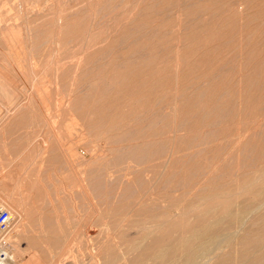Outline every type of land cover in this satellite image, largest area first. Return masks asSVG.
<instances>
[{
    "label": "rangeland",
    "instance_id": "374dc122",
    "mask_svg": "<svg viewBox=\"0 0 264 264\" xmlns=\"http://www.w3.org/2000/svg\"><path fill=\"white\" fill-rule=\"evenodd\" d=\"M5 1L0 186L24 217L22 237L6 241L11 264H132L148 231L180 239L166 225L195 219L200 198L252 200L243 182L264 169V0Z\"/></svg>",
    "mask_w": 264,
    "mask_h": 264
},
{
    "label": "bare ground",
    "instance_id": "6f19581e",
    "mask_svg": "<svg viewBox=\"0 0 264 264\" xmlns=\"http://www.w3.org/2000/svg\"><path fill=\"white\" fill-rule=\"evenodd\" d=\"M1 1V0H0ZM5 3H6V1L5 0H3ZM34 1V0H33ZM4 2H1L2 4L4 3ZM8 2V1H7ZM22 3H23V1H22ZM2 4H1V6H2ZM36 7V6H35ZM197 8V7H196ZM201 11V10H200ZM36 13V12H35ZM141 14V13H140ZM35 15V14H34ZM37 16H38V14H37ZM39 17V16H38ZM56 20H60V18H58V16L56 15ZM33 21V20H32ZM57 22V21H56ZM62 22V21H61ZM70 22V21H69ZM59 23V22H58ZM63 23H65V24H63V25H61V23H59L57 26H58V28H61V26L62 27H66V22H63ZM78 23H80L79 21H78ZM139 23V22H138ZM143 24H144V22H142ZM141 23V24H142ZM69 24V23H68ZM81 25H83V24H81ZM80 25V26H81ZM136 24H134V26H135ZM148 25V24H147ZM37 26V25H36ZM69 26H70V24H69ZM74 26V25H73ZM79 25H77V27H78ZM146 26V25H145ZM34 27H35V25H34ZM64 27V28H65ZM128 27H130L129 25L124 29V30H126ZM132 28H134L133 27V25L131 26ZM138 27H139V24H138ZM144 27V26H143ZM148 27V26H147ZM146 27V31L148 32V33H145V34H147V37L150 35L149 34V32H151L152 33V26L149 28L151 31H149L148 30V28ZM28 28V27H27ZM36 28V27H35ZM40 28V27H39ZM54 28V30H55V26L53 27ZM57 28V29H58ZM69 28V27H68ZM67 28V29H68ZM71 28V27H70ZM69 28V29H70ZM81 28V27H80ZM79 27H78V29H80ZM135 28H136V26H135ZM153 28L155 29L156 27L154 26V24H153ZM157 28H158V26H157ZM66 29V28H65ZM74 29H75V27H74ZM137 29V28H136ZM140 29L141 28H138L137 30H139L140 31ZM143 29V28H142ZM34 30V29H33ZM60 30V29H59ZM73 30V29H72ZM71 30V31H72ZM136 30V31H137ZM156 30V29H155ZM61 31H64L63 29H61ZM70 31V30H69ZM69 31H67V32H69ZM74 32H75V30H73ZM143 31H145L144 29H143ZM27 32H28V30H27ZM36 32V31H35ZM34 32V33H35ZM44 32V31H43ZM52 32V31H51ZM60 32V31H59ZM59 32H58V35H59ZM125 32V31H124ZM123 32V33H124ZM154 32V31H153ZM156 32V31H155ZM41 34H42V32H40ZM39 33V34H40ZM55 33H57L56 31H54V34H51V35H55ZM61 33V32H60ZM72 33V32H71ZM126 34H127V36L128 37H130L134 32H128V33H132L131 35L130 34H128L127 32H125ZM124 33V34H125ZM138 33H140V32H138ZM143 32H141L140 34H142ZM62 34V33H61ZM70 33H68V35H69ZM119 34V33H118ZM149 34V35H148ZM26 35H28V33H26ZM25 35V36H26ZM71 36H73V34H70ZM69 35V37H71ZM130 35V36H129ZM134 35V34H133ZM132 35V40L131 41H133L134 39V37L136 38L135 40H134V42L137 40H139L138 39V36H133ZM143 35V34H142ZM153 35H154V33H153ZM156 35L157 34H155V37H156ZM159 35V34H158ZM167 35V34H166ZM36 36V35H35ZM40 36V35H39ZM42 36H44V35H42ZM118 36H120V35H118ZM139 36H141V35H139ZM165 36V35H164ZM124 37V36H123ZM127 37V38H128ZM143 38H147V37H145L144 35L142 36ZM141 37V38H142ZM150 38L152 37L151 35L149 36ZM55 39H56V37H54ZM58 38V37H57ZM72 38V37H71ZM140 38V37H139ZM148 39L147 38V40L149 41V42H151L152 43V45L154 44L153 42H152V38L151 39ZM38 39H40V37L38 38ZM41 39H43V38H41ZM54 39V40H55ZM59 39V38H58ZM57 39V42L59 41ZM119 39H120V37H119ZM128 39H130V38H128ZM153 39H156V38H153ZM157 39H159V40H161V38H159V36H158V38ZM156 39V40H157ZM116 40V39H115ZM117 40H118V38H117ZM122 40V39H121ZM127 39H125V41H126ZM146 39H141L140 41L142 42L143 41V44H144V41H145ZM56 41V40H55ZM165 41V40H164ZM34 42V41H33ZM51 42V41H50ZM52 42H54L53 40H52ZM56 42V43H57ZM119 42H120V40H119ZM127 42H129V40H127ZM134 42H132L133 43V47H134ZM141 42H139V45L141 44ZM131 42H129V44H130ZM127 44V43H126ZM126 44H125V46H126ZM138 44V43H137ZM136 44V45H137ZM145 44H147V41H146V43ZM144 44V45H145ZM150 44V43H149ZM164 44V43H163ZM165 44H167L166 42H165ZM30 45V44H29ZM52 45V44H51ZM55 45V44H54ZM54 45H53V48H55L54 47ZM56 45H58V43L56 44ZM55 45V46H56ZM138 45V47H140ZM155 45H156V43H155ZM161 44H159V47H160V49H161V46H160ZM168 45H169V43H168ZM35 46V45H34ZM129 46H132V44L131 45H128L127 44V46H126V48L127 47H129ZM31 47V46H30ZM50 47H52V46H50ZM133 47H131V48H127V50L128 49H132V51H133ZM137 47V46H136ZM137 47V48H138ZM35 48V47H34ZM37 48V47H36ZM35 48V49H36ZM57 48H59V46L58 47H56V49ZM123 48H125V47H123ZM125 48V49H126ZM135 48V47H134ZM141 48H143L142 46H141ZM140 48V49H141ZM153 48H154V46H153ZM152 48V49H153ZM162 48H163V46H162ZM29 49V48H28ZM34 49V50H35ZM125 49H124V51H125ZM136 49V48H135ZM145 49H146V47H145ZM145 49H143V51L144 52H146V50ZM167 49V48H166ZM53 50V49H52ZM103 50H107V49H103ZM137 50V49H136ZM135 50V51H136ZM154 50H157V49H154ZM158 50H159V48H158ZM169 50V49H168ZM168 50H166V52L168 51ZM58 51V50H57ZM99 51H101V50H99ZM138 51H139V48H138ZM150 51V50H149ZM165 51V50H164ZM162 52V51H160V53H165V52ZM97 52V51H96ZM126 52V51H125ZM125 52H124V55H128L129 56V54L128 53H126L125 54ZM137 52V51H136ZM140 52V51H139ZM131 53V55H133L132 54V52H130ZM134 53V52H133ZM138 53V52H137ZM150 53H152V50H151V52ZM154 53H156L155 51H154ZM96 54H98V52L96 53ZM156 54H159V53H156ZM185 55V54H184ZM187 55V54H186ZM78 56V55H77ZM81 56H79V58H80ZM76 61V63L78 62V64H79V66H81L80 64L82 63V64H84V62H83V60L81 59V63L78 61V58H77V60H75ZM121 62V61H120ZM125 62V61H124ZM75 64V63H74ZM116 64V63H115ZM85 65V64H84ZM116 65H119L118 63L116 64ZM116 65H113V67H115V68H117L116 67ZM120 65H122V63H120ZM78 66V65H77ZM83 66V65H82ZM122 66H124L125 67V64L124 65H122ZM121 66V67H122ZM120 67V68H121ZM77 68V67H76ZM79 68V67H78ZM77 68V69H78ZM125 68H130V67H125ZM1 69H2V67H1ZM80 69V68H79ZM98 69H99V67H98ZM101 69V68H100ZM99 69V70H100ZM119 69V68H118ZM122 69H123V67H122ZM3 71V70H2ZM1 73H4V71L3 72H1ZM33 75V74H32ZM39 75V74H38ZM34 76V75H33ZM39 77V76H38ZM85 78V77H84ZM14 79V78H13ZM36 79V78H35ZM34 79V80H35ZM81 79H82V77H81ZM33 80V79H32ZM44 80V79H43ZM74 80H75V78H74ZM80 80V79H79ZM84 80V79H83ZM101 80V79H100ZM135 80H137V78L135 79ZM15 81V80H14ZM95 81H99V79L97 80H95ZM139 82H140V80H138ZM40 82V81H39ZM100 82V81H99ZM99 82H95L96 83V85H99ZM139 82H137L136 81V85H137V83H139ZM141 82H142V84H144L143 83V81L141 80ZM102 82H100V84H101ZM4 81L3 80H1V76H0V94L1 95H3V93H4ZM33 84V83H32ZM79 84V83H78ZM81 84H83L82 82H81ZM140 84V86H143V85H141V83H139ZM80 85V84H79ZM13 86V85H12ZM11 86V87H12ZM31 86V85H30ZM32 87V86H31ZM13 88V87H12ZM98 88H100L99 89V91L98 92H100L99 94H101V92H102V90H101V88H103V87H98ZM32 89V88H31ZM135 89H136V87H135ZM101 90V91H100ZM94 91V93H95V90H93ZM104 91H105V89H104ZM103 91V92H104ZM96 92H97V89H96ZM11 93H14V90H13V92H11ZM90 94H91V92H90ZM96 94V93H95ZM12 96L11 97H14L15 96V93H14V96H13V94H11ZM92 96H93V94H91ZM85 96V95H84ZM98 96V94L95 96V97H97ZM100 96V95H99ZM101 96H105L104 94L103 95H101ZM16 97H18V96H16ZM16 97H15V99H16ZM94 96H93V98H95ZM106 97V96H105ZM113 96H111V98H112ZM80 98V97H79ZM79 98L77 99V100H79ZM82 98V97H81ZM92 98V97H91ZM90 98V99H91ZM101 98H103V97H101ZM110 98V97H109ZM98 99V98H97ZM100 99V98H99ZM106 99H108V97L107 98H105V101H107ZM113 99H116V97H113ZM117 99H119V97L117 96ZM143 99V98H142ZM141 99V100H142ZM149 99V98H148ZM76 100V99H75ZM76 100V101H77ZM103 101H104V99H102ZM101 99H100V101H102ZM110 100V99H109ZM95 101V100H94ZM94 101H92V106H93V102ZM96 101H98L99 102V100H96ZM14 101H13V99H12V103H13ZM73 102V101H72ZM17 103V102H16ZM74 103H75V101H74ZM78 103H79V101H78ZM95 103V102H94ZM101 103H102V105H103V102H99L98 104L97 103H95L96 105H101ZM219 103V102H218ZM13 104H15V102L13 103ZM140 104H142V103H140ZM216 104L217 103H214V105H215V108H213V109H216L218 106H216ZM221 104V103H220ZM81 105V104H80ZM80 105H77L78 107L80 106ZM95 105V106H96ZM13 106H15V105H13ZM82 106V105H81ZM86 106V105H85ZM140 106L141 105H139V108H138V110H143V109H141L140 108ZM12 107V106H11ZM10 107V108H11ZM17 107V106H16ZM72 107V106H71ZM83 107V106H82ZM142 107V106H141ZM145 107V106H144ZM143 107V108H144ZM207 107V106H206ZM212 107H214L213 105H212ZM74 109H73V111L76 113V111H77V108L75 107V105H74V107H73ZM75 108H76V111H75ZM80 108V107H79ZM105 108V107H104ZM104 108H103V111H105V112H107L108 113V111H107V109L106 110H104ZM208 108V107H207ZM221 107H220V105H219V108H217V109H220ZM102 108H100V110H101ZM203 109V108H202ZM209 109V108H208ZM92 111L94 110V109H91ZM90 110V111H91ZM80 111H82V110H80ZM79 111V112H80ZM92 111L90 112L91 114H92ZM96 111V110H95ZM149 111V110H148ZM203 111V110H202ZM217 111V110H216ZM219 111V110H218ZM78 112V113H79ZM83 112V111H82ZM82 112H81V116H82ZM97 112V111H96ZM99 112V111H98ZM104 112V113H105ZM142 112V111H141ZM146 112V111H145ZM72 113V112H71ZM77 113V115H79ZM84 113V112H83ZM94 113V112H93ZM103 113V112H102ZM101 113V114H102ZM121 113V112H120ZM123 113V112H122ZM149 113V112H148ZM147 113V114H148ZM151 113V112H150ZM97 114V113H96ZM99 114V113H98ZM97 114V115H98ZM106 114V113H105ZM146 114V115H147ZM121 114H118V116H120ZM72 116V115H71ZM80 116V117H81ZM96 116V115H95ZM105 116V115H104ZM107 116V115H106ZM105 116V117H106ZM140 116V115H139ZM74 117V116H73ZM79 117V118H80ZM85 117V116H84ZM98 116H96V118H97ZM105 117L103 118V116H102V119H105ZM122 117H123V115H122ZM141 117V116H140ZM74 118H78V117H74ZM74 118H72V119H74ZM99 118H101V116L99 117ZM83 121H84V119L83 118H81ZM86 119V118H85ZM102 119H99V120H101L102 121ZM1 120V119H0ZM96 120H98V118L96 119ZM151 121V120H150ZM73 122H74V120H73ZM98 123H100L99 121H97ZM141 125V124H140ZM1 126V128L3 129V127H2V125H0ZM144 126V125H143ZM139 127V126H138ZM137 127V128H138ZM1 128H0V130H1ZM140 128H141V126H140ZM139 129V128H138ZM99 132V131H98ZM3 134V133H2ZM121 136V135H120ZM126 136H127V134H126ZM240 137V136H239ZM143 140V139H142ZM144 142V141H143ZM150 142V141H149ZM191 142H192V140H191ZM144 143H146V142H144ZM147 144H148V141H147ZM147 144H146V146H147ZM156 144V143H155ZM144 145V144H143ZM249 145V144H248ZM160 146V145H159ZM245 146H247L246 144H245ZM149 148H150V144H149V146H148ZM147 147V148H148ZM152 147V146H151ZM157 147V146H156ZM133 148V147H132ZM156 149V148H155ZM159 149H161V148H159ZM133 150V149H132ZM131 150V152H130V150H128L129 152L127 153V154H132V152L134 153V151H135V156H137V158L138 159H140L139 158V154H137L136 155V153H141L140 151L139 152H137V149H135L134 151H132ZM157 152V153H160L161 152V150H160V152H158L157 150H154V152ZM143 152V151H142ZM148 152H150V151H148ZM155 152V153H156ZM144 154H145V151L143 152ZM142 153V154H143ZM162 153V152H161ZM153 154V153H152ZM134 155V154H133ZM158 155V154H157ZM124 156V155H123ZM132 156V155H131ZM188 156V155H187ZM143 157V156H142ZM144 158V157H143ZM187 158H189V156L187 157ZM134 159V158H133ZM137 159V160H138ZM184 159V158H183ZM178 160V159H177ZM181 160V159H180ZM188 160V159H187ZM139 161V160H138ZM141 161V160H140ZM185 161H186V159H185ZM248 161V160H247ZM249 161H250V158H249ZM248 161V162H249ZM184 162V161H183ZM181 164V163H180ZM180 164H178V165H180ZM184 164V163H183ZM100 165V164H99ZM93 167L95 166V165H92ZM91 166V167H92ZM250 167H251V164L249 165ZM92 167V168H93ZM199 168V167H198ZM251 169V168H250ZM95 174V173H94ZM253 175V174H252ZM2 176V177H1ZM185 176V175H184ZM243 177H244V175H242ZM249 176H251V174L249 175ZM0 181H1V179L3 178V175H0ZM247 178V177H246ZM250 178V177H249ZM249 178H247L245 181L247 182H243V184H245V187H244V192L246 193V192H248L250 195H251V197H252V200L250 201V202H248L246 205H244V206H242V207H240V208H237L238 207V205H236V203H235V200L234 199H236V197H234V196H231L230 195V198L229 197H226L225 195H223V194H218L217 196L214 194V195H212L211 197L210 196H208V197H206V196H204L203 198H200L199 199V210H200V208L202 207V206H204L203 208H201V210H200V212H197V213H187V214H191L190 215V217L191 218H193V214H194V216H195V219H192V220H189V219H187V217H186V219L187 220H183V221H181L180 223L179 222H176V223H173V224H171V221H169V223H167L168 225H166V226H168V227H170L171 229V231L170 232H172V227L171 226H173V227H176L177 226V224H179V228L180 229H182L183 230V235H182V237L180 238V239H177V237H176V235H174V236H170L169 235V237L167 236V235H165V232H163L164 234L163 235H165V237L167 238V239H165V237L163 238V235H162V232L161 233H159V234H155V232H152V231H148L147 232V240H149L150 239V241H140L139 239H137L136 241H137V245H134V243L131 245V247H130V249L131 250H133V252H135L134 254H135V258H134V261H132V264H210V262H212V264H232V256L233 257H235L236 258V260H237V262H238V264H264V246H261V245H264V169H262L261 170V178H259L258 180H256L255 179V177H253L252 176V178H251V181H248L249 180ZM164 179V178H163ZM245 179V178H244ZM243 179V180H244ZM166 180V179H165ZM242 180V181H243ZM255 181H256V183H255ZM164 182V181H163ZM1 183V182H0ZM143 183V182H142ZM241 183V182H240ZM140 184V183H139ZM138 184V186H140ZM242 184V183H241ZM143 185V184H142ZM218 185V184H217ZM135 186V185H134ZM218 186H220V185H218ZM224 186V184H222V186L220 187L221 189H222V187ZM130 189V188H129ZM129 189H127V190H129ZM216 189V188H215ZM217 189H218V187H217ZM124 190H125V187H124ZM219 191H220V189H218ZM6 191V190H5ZM4 191V188L2 187V186H0V208L1 209H5V210H7L8 212H9V214H10V216H11V218H12V221H11V224H10V227H9V229L7 230V232L5 233V235H4V239L7 241V239H9L11 236H13V234L15 233V234H17V233H19V234H21L19 231H20V229H19V231H17V229H18V227H19V225L21 224V219H23V218H21L22 216L18 213V210L16 211L15 210V207L14 208H11V206H10V203H11V200H12V198H11V196L8 194V193H6ZM201 192H202V190H201ZM27 193H28V190H27ZM128 193H129V191H128ZM215 193H217V192H215ZM248 193H246V194H248ZM245 194V195H246ZM248 194V195H249ZM247 195V196H248ZM141 196V195H140ZM139 196V197H140ZM145 198V197H144ZM145 200V199H144ZM153 199H151V201H152ZM138 201H139V199H138ZM148 201H149V199H148ZM140 202H141V199H140V201L138 202L139 204H140ZM143 204V205H142ZM142 204H140V206L142 205V208L144 209H149L150 207L149 206H151V205H148V206H146V205H144V204H146L144 201H143V203ZM136 205H137V203H136ZM135 205V206H136ZM138 206V205H137ZM140 206H138V208L136 207L135 209H136V211H137V209H139V207ZM146 206V207H145ZM152 206H155V203H153V205ZM152 206H151V209H152V211L151 212H153V208H152ZM148 207V208H147ZM141 208V207H140ZM184 208V207H183ZM183 208H182V212H184L183 211ZM187 208H189L188 206H187ZM186 208V209H187ZM186 209H184L185 211H187ZM190 209V208H189ZM131 210V209H130ZM134 209H132V211H133ZM141 210V209H140ZM140 210H138L139 212H142V210L140 211ZM165 210V209H164ZM135 211V210H134ZM137 211V212H138ZM143 211H145V210H143ZM155 211V210H154ZM139 212H138V214H139ZM161 212V211H160ZM184 213H186V212H184ZM183 213V214H184ZM149 214V213H148ZM150 214H152V213H150ZM161 214H163V213H161ZM186 214V215H187ZM137 215V214H136ZM135 215V216H136ZM14 217H15V220H13L14 219ZM145 217V216H144ZM151 217H153L154 218V216H150L149 215V218H151ZM143 218V217H142ZM147 218H148V216H147ZM152 218V219H153ZM152 219H148V223H150V221L152 220ZM137 220V219H136ZM139 220V219H138ZM144 220V219H143ZM147 220V219H146ZM145 220V221H146ZM14 221V223H12ZM140 221V220H139ZM140 222H142V221H140ZM136 223H138V221H136ZM165 223V224H166ZM140 223H138L137 225H139ZM164 223H160L159 224V228H161L162 227V225H163ZM22 225V224H21ZM171 225V226H170ZM252 225H254V227H255V229H254V227L252 226ZM164 226V225H163ZM253 227V229H252V227ZM168 227H167V229H168ZM21 228V227H20ZM166 228V227H165ZM177 228V227H176ZM249 228H251V229H249ZM161 229H163V231L164 230H166V229H164L163 227L161 228ZM174 230L176 231V229H174L173 228V232H174ZM254 230V231H253ZM16 231H17V233H16ZM161 231V230H160ZM166 233H167V231H166ZM19 234H17V236L15 235V237L16 238H19V237H22V235L21 236H19L18 237V235ZM24 234V233H23ZM146 236V235H145ZM20 239V238H19ZM19 239H17V240H19ZM42 241V243L44 242V240L42 239L41 240ZM144 242H147V245L146 244H144L143 245V243ZM8 243V242H7ZM238 249V250H237ZM256 250V251H255ZM253 251H255L256 253H258V256H257V258H254L257 254H253ZM98 252V251H97ZM105 255H107L106 254V252H105ZM109 255V254H108ZM111 256V255H110ZM109 256V257H110ZM110 259H111V257H110ZM230 259H232V260H230ZM105 260H108V258L107 259H105ZM14 262V256H13V254H11V251H10V249L8 248V258H7V260H6V262L4 263V264H11V263H13ZM63 263V262H62ZM74 262H72V264H73ZM123 263H125V262H122V264ZM126 263H129L128 261L126 262ZM130 264V263H129Z\"/></svg>",
    "mask_w": 264,
    "mask_h": 264
},
{
    "label": "built area",
    "instance_id": "2783aa9c",
    "mask_svg": "<svg viewBox=\"0 0 264 264\" xmlns=\"http://www.w3.org/2000/svg\"><path fill=\"white\" fill-rule=\"evenodd\" d=\"M11 221L9 212L0 208V264H4L8 258V245L4 235L9 229Z\"/></svg>",
    "mask_w": 264,
    "mask_h": 264
}]
</instances>
